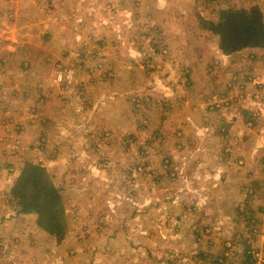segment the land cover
<instances>
[{"label":"rangeland","instance_id":"1","mask_svg":"<svg viewBox=\"0 0 264 264\" xmlns=\"http://www.w3.org/2000/svg\"><path fill=\"white\" fill-rule=\"evenodd\" d=\"M253 5L0 0V143L23 151L0 264H264V52L222 53L198 17ZM27 161L63 186L64 237L16 214Z\"/></svg>","mask_w":264,"mask_h":264},{"label":"trees","instance_id":"2","mask_svg":"<svg viewBox=\"0 0 264 264\" xmlns=\"http://www.w3.org/2000/svg\"><path fill=\"white\" fill-rule=\"evenodd\" d=\"M202 28L217 37L220 51L226 55L246 49L264 52V15L259 5L249 8L224 7L216 20L198 15ZM63 186L55 182L46 166L26 162L11 187L16 214L34 213L36 223L48 234L64 237L68 229Z\"/></svg>","mask_w":264,"mask_h":264},{"label":"crops","instance_id":"3","mask_svg":"<svg viewBox=\"0 0 264 264\" xmlns=\"http://www.w3.org/2000/svg\"><path fill=\"white\" fill-rule=\"evenodd\" d=\"M252 49H250V51H251ZM242 51H240V53H241ZM239 53V52H238ZM221 54V53H220ZM230 57V56H229ZM232 58H237L238 59V56H236V55H232L231 56ZM240 59V58H239ZM229 61V64H230V62H231V59L229 58L228 60H227V62ZM228 64V65H229ZM241 114V113H240ZM244 115V114H243ZM242 114H241V116L244 118L246 115H244L243 116ZM5 135H9V134H5ZM20 137H18V139H19ZM17 142V145L13 148V150H11V151H7V150H4V143H0V161H2L4 158H2V155H5L4 154V151H6L7 152V155L5 156V158L6 159H15V158H18L19 156H21L22 155V153H23V151L21 152L20 151V143H21V141H20V139L19 140H17L16 141ZM14 143V142H13ZM13 147V146H12ZM12 151H14L15 153L14 154H11V152ZM13 161V160H12ZM5 165V164H4ZM4 165H0L1 167H4ZM22 168V165L20 166V168H19V171L17 172V173H15V175L17 176V175H19V173H20V169ZM5 170V169H4ZM0 172H1V170H0ZM15 172H16V169H15ZM12 185V184H11Z\"/></svg>","mask_w":264,"mask_h":264}]
</instances>
